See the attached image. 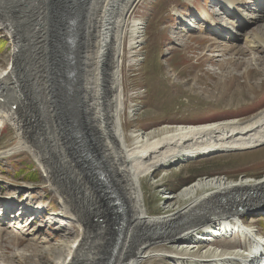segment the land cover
Returning a JSON list of instances; mask_svg holds the SVG:
<instances>
[{
  "label": "bare ground",
  "instance_id": "6f19581e",
  "mask_svg": "<svg viewBox=\"0 0 264 264\" xmlns=\"http://www.w3.org/2000/svg\"><path fill=\"white\" fill-rule=\"evenodd\" d=\"M139 1L0 0V28L6 29L5 33L11 39L12 56L11 67L0 70V92H5L6 97L3 101L0 100V119L9 121L17 132L20 130L22 134H28L29 140L26 137L19 145L13 146L12 150H29L37 157L39 166L44 169V186L55 192L62 206V211L55 215H65L78 225L79 236L74 238L62 264H102L110 255L111 248L108 251L105 249L107 245L104 246L113 234L111 203L109 200L106 202L108 204L102 202L106 201L103 193L107 190L116 194L128 214L122 242L118 251L109 256V264H146L157 256L171 260L174 264H264V235L257 226L259 220L252 219L249 223L244 221L248 214L264 212V175L258 178L241 175L237 179L223 175L202 176L174 194L159 189L164 200L159 208L163 212L157 215L148 213L146 192L148 173L151 170L166 165L178 168L198 157L249 150L264 145V108L245 118L165 125L150 131L139 130L138 133H135L137 129L132 128L127 133L122 114L133 119L141 113V108L129 106L126 102L124 107L125 94L121 83L127 43L133 50L142 45L141 37H144L147 26L146 21L135 17L134 9ZM212 1L215 3V10L203 8L204 13L199 17L203 23L212 22L211 28L217 32L210 36L204 49L206 53H211L208 58L213 60L221 55L220 52H231L232 59L230 57V61L221 63L219 67L223 71L222 76H226L225 80L233 79L235 75L227 65L241 64L239 57L245 49L264 52V40L257 32L244 33L238 30L240 25L244 27L264 18V0H252V4L243 0ZM243 4L245 7L251 6L250 10L243 9ZM176 12L182 28L193 31L194 28L204 27L202 22L192 21L188 13L177 10L175 14ZM68 13L71 15L66 19ZM224 13H232L233 21L217 17ZM260 28L261 26L257 27L256 31ZM67 32L68 40L63 36ZM228 36L232 41L224 42L220 39ZM240 37L245 39L242 47L234 43ZM36 53L42 62L44 76V82L39 88L27 72V61ZM263 57L264 54L258 56V59L253 57L254 63L256 60L262 62ZM260 69L264 72V67ZM64 81L67 89L71 90L67 94L74 92L79 98L75 107L69 105L68 100H63L64 108L69 105V108L71 106L77 110L78 116L86 115L91 131H83L75 112L70 111L72 115H68V121L63 123L61 119L59 122V126L63 128L62 133H50L46 130L54 139L55 153L45 163L44 155L35 147L39 144V138L37 135L32 136L31 121L34 114L30 111L34 113L33 106L35 109L40 108V96H45L41 110L46 111L47 107L55 110L52 105L56 95H60ZM15 92L22 93L24 102L22 106L13 108L7 101L13 100ZM40 92H44V95ZM23 107L25 114L20 110ZM131 133L134 134L130 135ZM85 134L89 136L86 137ZM127 134L133 136L132 142L127 141ZM3 152L8 153L0 150V154ZM98 169L102 171L103 177ZM164 176L166 175L162 174L161 178ZM143 178L147 181L142 180ZM31 187L33 185L25 189ZM77 188L81 193V200L79 195H75ZM14 197H6V203L0 197L1 205L3 204L0 229L3 228V221L12 217L8 201H13ZM88 198L92 201H87ZM84 200L88 202L86 207L81 204ZM94 212L110 216L111 225L105 222L106 219L99 223L101 229L96 230L94 241H91L89 236L96 224L90 220V224H95L91 228L87 221ZM22 215L23 212L18 211L13 213V218L20 221ZM16 223L17 225L9 224L7 227L20 229L27 226L25 222L23 225ZM30 230L27 234H31L34 240L35 230ZM104 252H108L107 255ZM58 258H61L60 253ZM59 259L56 263H60Z\"/></svg>",
  "mask_w": 264,
  "mask_h": 264
},
{
  "label": "rangeland",
  "instance_id": "374dc122",
  "mask_svg": "<svg viewBox=\"0 0 264 264\" xmlns=\"http://www.w3.org/2000/svg\"><path fill=\"white\" fill-rule=\"evenodd\" d=\"M243 1L252 4V0ZM213 3L212 0H140L135 6V17L141 21H146L147 26L144 37H142L143 44L140 46L139 50L135 48L133 50V48L129 46V43H127L121 83L127 98V101H124L129 106L141 108V113L137 115V118L133 119H131L132 117L127 118L126 115H123L124 120L130 122L129 124L126 123L125 126L124 121L123 126L125 130L134 128L137 129L135 133H138L140 131H150V129H159L165 125L195 124L233 117L245 118L252 115L251 113L255 114V112L264 108V75H262L264 72L260 69V67H264V57L261 58L262 62L256 60L254 63L253 60L255 59L253 57L258 59V56H262L264 52H259L258 49L254 51L245 49L243 54L239 57L241 64L235 63L232 66L230 64L227 65V67L233 71L235 78H228L226 80L224 78L226 76H222L223 71H221V66L219 67V65L232 59V55H230L231 52L226 54L220 52L219 54L221 55L215 60L208 58L211 53L205 52V44L211 39L210 36L216 35L217 32L215 29L211 28L213 25L212 22L207 21L203 23L199 17H201L200 14L203 15L204 13L203 8L207 7L210 11L215 10L213 8ZM244 5L245 4L242 5L243 9L246 11L250 10L251 6L246 5L245 7ZM177 10L185 14L188 13L187 15L192 18V21L196 20L199 23L202 22L204 27L200 29L194 28L193 31H190L188 28H182L177 12L175 14ZM69 15L71 14H66L65 18L69 19ZM63 17L64 15L60 18L62 19ZM217 17H224L227 21H233L232 13H224ZM199 23L198 25H200ZM259 26H261V28L263 27V29L260 28L256 31ZM238 30L244 33L257 32L258 36L264 40V18L244 27L240 25ZM5 32L6 29L0 28V70L6 67L10 68L12 65V56L10 54L11 39ZM67 35L68 32L63 34L64 38L67 39ZM229 37L230 36L220 39L224 40V42H230L232 40H230ZM128 38L127 41L129 40ZM234 43L242 47L245 43V39L240 37V39L235 40ZM128 47L130 49H128ZM30 48L32 50L34 49L32 46H30ZM34 50L37 52L36 49ZM214 53L216 52H212V54ZM34 55L35 56L32 57L33 59L29 58L27 61V72L39 88L44 82V76L42 74L43 65L37 53ZM141 57H144V59H141L140 65L136 67L135 62ZM229 69L228 71H230ZM65 77L67 78L66 75ZM223 80H225V82ZM65 81H67V79H65ZM65 81L64 84L62 83L63 86L61 85L60 95H56L53 102L52 106L55 107V110L52 109V111L51 108L49 110L48 107L46 111L41 110V103L43 99H45V96H40L39 98V109L37 107V109H35L33 106L34 118H32L31 121L33 125V131L31 133L33 137L37 135L36 137L39 138V144H36L35 147L44 155L43 161H46L45 163H47L49 157L51 158L55 153L53 145L54 139L46 133V130L50 133L54 131L62 133L63 128L59 126V122H61V119L63 123L67 122L69 119L68 115H72L70 111L75 112L74 114L81 123L83 131H91L87 123V116L84 114L78 116L75 108L71 106L69 108V105L75 107L77 102L79 103V98L73 91V93H71L72 96L67 94L70 93L69 91L71 90L67 89ZM227 81L228 83H226ZM128 85L146 87V99L142 100L146 94V88L129 87L128 89ZM40 93L42 94V92ZM42 95H44V92ZM39 99L36 101H39ZM63 100H68L67 102L69 105L67 108H64L65 103L62 102ZM41 118L44 121L41 120ZM15 131L16 130L9 121L0 119V150H5L15 143ZM126 132L130 133L129 131ZM132 134L134 133L130 135ZM130 135L127 134L128 142L133 141V136ZM85 136L88 137L89 134H85ZM48 142L50 144H48ZM88 143L92 147V144L90 142ZM16 145H19V142ZM93 146L98 147V145ZM29 152V150H20V152L13 151L0 156V197H3V201L5 202L7 201L6 197L10 198L16 196L13 201H8L10 203L9 213L12 214L10 218L15 220L10 219L8 221H3L2 227L5 230H3V228L0 229V264H62L74 238L79 236V228L76 223L70 221L65 215H55L62 211V206L59 204L55 192L50 187L44 186L46 179L43 175V170L39 167L37 157L31 154L32 152ZM50 160L51 159H49V161ZM162 174L166 176L161 178ZM222 175L231 179H237L241 175L254 176L257 178L263 176L264 145L249 150L218 153L204 158L198 157L195 160L181 164L178 168H171L169 165H166L165 167L151 170L148 173V191L146 192L148 213L157 215L163 212L159 208V205L164 202L162 193L160 192L161 190L174 194L199 177ZM32 177L33 179L35 178V180H32ZM142 180L147 181L144 178ZM31 185H33V187L25 189ZM72 192L74 193V191ZM75 195H79L81 200V193L78 191V188ZM103 195H106V201L102 202H108V194L103 193ZM1 201L2 200H0V211L3 207ZM87 201L92 200L88 198ZM87 201L84 200V202H81L83 207L87 206ZM18 211L23 212L21 220L18 219L20 221H17V218H13V213ZM112 211L114 212V204H111L110 212ZM90 216L91 218L87 221L88 223L90 220H94L95 214L91 213ZM98 216L104 217L103 219H106L105 222L111 225L110 216L107 217L103 212ZM112 217H115V215ZM252 219L259 220L257 226L261 228L262 234L264 235V212L259 214H248L244 218V221L249 223ZM112 220L111 218V223ZM16 222H19L20 225H23V222H25L28 229L26 227H21L20 229L18 227L15 229L12 226V228L7 227L9 224L17 225ZM94 223L96 225L94 224L95 228L93 229L94 231L92 230V237L89 236L91 241H94L96 230L100 228L99 220ZM84 224L85 222L83 221L82 226H84ZM90 225L91 228L94 227L93 224ZM32 228L35 230L33 234L36 235L34 240L31 234H27L28 230L31 231L30 229ZM111 237L113 238V234L109 236L110 243L107 241V243L104 244V246L107 245L105 249L108 251L112 244ZM59 253L61 256L60 259L58 258ZM105 253L106 252H104V255H107L108 252ZM58 259L60 263H56ZM147 263L174 264L171 260H167L160 256L151 258L146 264Z\"/></svg>",
  "mask_w": 264,
  "mask_h": 264
},
{
  "label": "water",
  "instance_id": "95a60500",
  "mask_svg": "<svg viewBox=\"0 0 264 264\" xmlns=\"http://www.w3.org/2000/svg\"><path fill=\"white\" fill-rule=\"evenodd\" d=\"M101 176H103V175H101ZM114 203V202H113ZM117 211H120L121 212V214H122V212L124 211V206H121V203H120V206L116 209V213H117ZM125 216V215H124ZM123 224H125V220H123L122 218L119 220V221H117V226H118V236L113 240V244H112V246H111V250H110V255L112 254H114L115 252H117L118 251V248H119V245H120V243L122 242V238H123V230H122V228H121V226L123 225ZM109 255V256H110ZM109 256H107L106 257V259L104 260L105 262H103L102 264H109L110 263V261H111V257L109 258Z\"/></svg>",
  "mask_w": 264,
  "mask_h": 264
},
{
  "label": "trees",
  "instance_id": "16d2710c",
  "mask_svg": "<svg viewBox=\"0 0 264 264\" xmlns=\"http://www.w3.org/2000/svg\"><path fill=\"white\" fill-rule=\"evenodd\" d=\"M35 178H36V176H35ZM35 178L33 179V177H32V180H35Z\"/></svg>",
  "mask_w": 264,
  "mask_h": 264
}]
</instances>
